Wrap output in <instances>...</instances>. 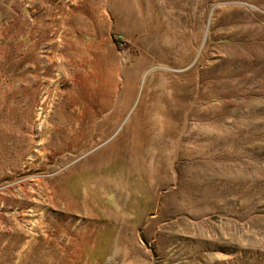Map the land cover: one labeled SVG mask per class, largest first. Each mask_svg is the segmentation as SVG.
<instances>
[{
  "label": "rangeland",
  "instance_id": "obj_1",
  "mask_svg": "<svg viewBox=\"0 0 264 264\" xmlns=\"http://www.w3.org/2000/svg\"><path fill=\"white\" fill-rule=\"evenodd\" d=\"M101 4L0 0V75L7 70L1 80L9 83L11 67H23L26 52H18L17 44L41 17L50 36L75 30L76 38L86 33L85 42L72 43L81 52L72 68L78 89L66 98L77 101L80 114L109 106L111 127L103 132L108 137L136 99L122 89L133 74L140 82L154 66L176 70L154 68L167 83L161 96L173 94L174 80L194 96L173 120L176 129L163 133V141L153 147L156 156L137 160L125 173L108 178L109 190L93 182L95 186H88L92 197L79 196L75 211L70 212L65 201L52 208L43 195L41 203L40 191H33V206L63 212L65 224L74 225L57 246L47 244L17 255L13 264H264V0H108L110 20L93 31L91 20L77 13ZM161 5L170 19L165 27L166 61L159 60ZM111 6L118 18L111 15ZM128 13L138 17L136 28L127 22ZM104 84L122 88L105 96L97 91ZM6 91L0 92V135L7 128L15 130L20 119L25 121V107L13 103ZM157 111L162 118V109ZM30 129L25 125L21 130L26 139L22 151H32ZM122 132L67 168V161L46 158L37 162L41 169L30 174L24 155L0 159V196L13 198L16 184L30 183L36 174L56 181L62 192L88 174L93 156L106 148L114 154L117 148L112 146ZM103 133L96 131L94 141ZM34 137L39 139V133ZM79 187L83 197L85 190Z\"/></svg>",
  "mask_w": 264,
  "mask_h": 264
},
{
  "label": "bare ground",
  "instance_id": "obj_2",
  "mask_svg": "<svg viewBox=\"0 0 264 264\" xmlns=\"http://www.w3.org/2000/svg\"><path fill=\"white\" fill-rule=\"evenodd\" d=\"M101 3L100 7L92 6L87 10H83V12L77 13H83L91 20L90 26L93 31H97L103 26V23L110 20V12L107 13L105 9L108 0H101ZM60 11L65 14L66 9L62 8ZM167 13H169L168 10ZM111 15L116 18L120 16L112 6ZM137 18L131 14H129L128 18L126 16L127 22H130L129 24L133 28H136ZM168 19L169 16L166 15V11L161 5L159 7V37H157L161 40L159 60L164 59V61L169 58L167 55L169 48H166L168 45L167 34L165 33ZM37 20L33 28L24 33L22 42L17 44L18 52H26L22 62L23 67H11L12 72L8 74L9 83H6L4 78L1 80L2 77L6 78L7 74L5 73L7 70L0 75V80L2 81L0 83V92L9 90V94L5 95H10L8 97L13 103L23 104L25 107V121L23 122L20 119L18 125L16 124L15 126V130L7 128V131L0 135V159L9 158L12 153H17L16 156L18 154L24 155V157H27L26 161L29 171H31L30 174H35V170H40L41 166L37 162L46 158L54 161H67L64 167L67 168L77 159L86 156L109 142L121 130L123 132L119 140L114 143L115 146H112L114 147L113 149L117 148L113 152L114 154L110 155L111 148H106L93 156L91 162H88L87 165L90 166L88 174L85 177L83 176L84 178L80 182H75L70 187H65L62 192L57 191L56 181L47 182L36 174L35 178L30 177V183L22 181L16 184L18 191L15 196L13 195V198L7 200L0 196V208L3 210V214L0 215V261L4 264H13L17 255L23 256L32 253L35 248H43L47 244L57 246L61 235L69 231L74 225L73 223L71 225L65 224L67 214L63 212L52 214L48 213L47 210H43L40 204L33 206V201H37L33 191H40L39 202H41L40 200L44 201L42 199L43 195L45 201H48L52 208L59 207L65 201L68 210L70 212L75 211V208L80 205L76 201L79 196L82 199L92 197L88 191V186L94 184L93 182H96L104 190H109L110 180L108 178H113L115 173L118 172L119 174L125 173V168H128L130 164L137 160L141 161L143 158L156 156L153 147L163 141L161 136L163 133L167 134L168 131L176 129L173 120L179 117L188 99L194 96V92L189 87L180 84L178 80H174L170 83L173 94L170 91L168 96L162 97L161 94L163 92L161 89L164 90L163 88H165L167 83L162 80L164 76L162 73H154V68L176 70L160 65L144 72L140 82L137 74H133L123 88L120 86L121 84H116L115 89L104 84L97 90L101 95H110L112 90L119 92L122 88L125 95L136 97L126 117L123 118L124 113L120 115L118 122L112 127L114 130L116 128L114 134L108 137V134L103 132H106L111 127L108 112L110 110L109 106L103 105L97 111L80 114L78 113L79 111L76 112L79 109L77 101H69V96L66 98L67 95L75 93L76 89H78L76 72L74 73L72 68L81 52L72 43L85 42L87 40L86 33L84 32L85 34L82 35L81 32L82 36L76 38L72 36V34L77 32L75 30L69 34L67 33L68 35L64 34L65 36L58 34L50 36L49 29L44 26L43 19L38 17ZM130 25L129 27H131ZM70 36L71 38H68ZM88 36L90 37V34ZM13 39L15 38L13 37ZM182 49L185 48L183 47ZM26 65L30 66V69H27ZM70 82L71 87L69 86ZM54 83L56 85L53 89L52 84ZM158 108L162 109V118L157 114L159 112L157 111ZM192 109L193 107L189 110V113H193ZM162 120H165V122ZM25 125L26 128H31L32 136L29 137L28 141L32 146V151H22L21 145L26 139L21 130ZM96 131L103 133L98 142L94 141L93 137ZM37 133H39V139L34 137ZM154 134H157V137ZM37 146L38 148L36 149L35 147ZM33 152H36V154H33ZM105 155H110V158H107L108 160L106 161L102 160L103 162L100 161V164H96L98 162L97 159L104 158ZM4 165V162L1 163V166ZM89 177L94 181H91ZM79 183L85 190L83 197L79 194V189L81 188ZM38 215H40L39 219L35 218Z\"/></svg>",
  "mask_w": 264,
  "mask_h": 264
}]
</instances>
